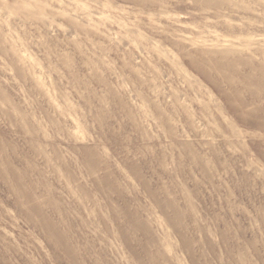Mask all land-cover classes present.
Instances as JSON below:
<instances>
[{"label": "rangeland", "instance_id": "rangeland-1", "mask_svg": "<svg viewBox=\"0 0 264 264\" xmlns=\"http://www.w3.org/2000/svg\"><path fill=\"white\" fill-rule=\"evenodd\" d=\"M208 2L0 0V264H264V0Z\"/></svg>", "mask_w": 264, "mask_h": 264}, {"label": "bare ground", "instance_id": "bare-ground-1", "mask_svg": "<svg viewBox=\"0 0 264 264\" xmlns=\"http://www.w3.org/2000/svg\"><path fill=\"white\" fill-rule=\"evenodd\" d=\"M205 1V0H204ZM207 1V0H206ZM210 3H212L213 4V2H214V0H208ZM200 2V1H199ZM209 2L207 3L208 5H209ZM216 2V1H215ZM221 2V1H220ZM217 3V2H216ZM219 3V2H218ZM212 4H210V5H212ZM222 4V3H221ZM204 5H205V3H204ZM219 5V4H218ZM230 61H232L233 62V60H230ZM231 62V63H232ZM234 62H235V60H234ZM230 63V62H229ZM227 65H228V62H227ZM232 65H233V63H232ZM231 65V66H232ZM234 66V65H233ZM233 68V67H232ZM17 72V71H16ZM248 77V76H247ZM227 78H228V76H227ZM231 79V78H230ZM247 79V78H246ZM245 79V80H246ZM252 79V78H251ZM250 79V80H251ZM227 80V79H226ZM247 80H249V79H247ZM254 80V79H253ZM229 81V80H228ZM258 83V82H257ZM231 86V85H230ZM0 92H2V89H1V87H0ZM235 92V91H234ZM4 94V93H3ZM230 94V93H229ZM0 96H1V98H0V102H1V104H5V105H7V107H9L10 106V108H13V110H15L16 112H17V115H20V116H24V114L20 111V109H19V107L20 106H18V104H15V103H12L11 104V102H10V100L7 98V96L4 94L3 96L0 94ZM257 101V100H256ZM0 104V105H1ZM239 107H240V105H239ZM256 107V106H255ZM257 108V107H256ZM259 108V107H258ZM240 109V108H239ZM252 109H255V108H251V110H242V108H241V111L240 110H238L237 108H236V110H238V111H240V113H242L243 115L244 114H246V115H248V114H252L253 113V116L254 115H256L257 116V114L259 113V115H264V108L262 107V108H259V109H255L256 111H253ZM234 111H235V109H234ZM231 112V111H230ZM233 112V111H232ZM3 113L5 114V116H7L8 115V113L6 112V111H3ZM235 113V112H234ZM233 113V114H234ZM239 113V112H238ZM258 115V116H259ZM9 116V115H8ZM257 116V117H258ZM261 117V116H260ZM258 119V118H257ZM255 121H257V120H255ZM259 121V120H258ZM262 121V120H261ZM260 122V121H259ZM261 123V122H260ZM264 124V123H263ZM263 124H262V126H263ZM22 126V125H21ZM22 128V127H21ZM83 148V147H82ZM83 151V150H82ZM83 153V152H82ZM80 156H81V154H80ZM84 159V158H83ZM86 159V158H85ZM91 159V158H90ZM89 162V161H88ZM11 171V170H10ZM16 172V171H15ZM14 171H12L10 174H11V178L13 177V178H15V176L16 177H20V176H17L16 175V173H18V172H16L15 173ZM0 173H2V172H0ZM10 178V177H9ZM21 178V177H20ZM19 178V179H20ZM22 179V178H21ZM108 181V180H107ZM19 182V181H18ZM23 184V183H22ZM13 185V184H12ZM20 185L21 184H17V183H14V187L16 188V189H18L19 188V190H21L22 192L21 193H23L22 194V196H24V197H28L27 199L30 201V208H31V210L32 211H34L35 212V214H42L41 213V206L43 205H41L40 206V204L39 203H37L36 201H35V198H34V191H32V192H29V191H26L25 190V188L24 189H22V187H20ZM12 186V187H13ZM77 187V186H76ZM75 187V188H76ZM33 188H34V186H33ZM29 189H31V188H29ZM33 190V189H32ZM73 190V189H72ZM47 191V190H46ZM19 196V195H18ZM36 197V196H35ZM25 198V199H26ZM54 199V198H53ZM51 200H52V198H51ZM28 201V202H29ZM48 201V200H47ZM36 202V203H35ZM46 203H48V202H46ZM56 203V202H55ZM55 203H53V204H55ZM51 204V203H50ZM52 204V205H53ZM47 205H49V204H47ZM51 205V206H52ZM44 206H46V205H44ZM43 206V207H44ZM53 207V206H52ZM52 207H50V208H52ZM48 208V207H47ZM58 207L56 206L55 207V209H57ZM65 208V207H64ZM44 209V208H43ZM54 209V210H55ZM59 209V208H58ZM57 209V210H58ZM51 210H53V209H51ZM57 210H56V212H57ZM44 211V210H43ZM60 211H62V210H60ZM66 211V210H65ZM53 212V211H52ZM55 212V213H56ZM67 212H68V210H67ZM28 213V212H27ZM58 213V215H59V213H61V212H57ZM29 214V213H28ZM64 214V213H63ZM45 215H46V213H45ZM127 215V214H126ZM30 218H31V216L30 215H28ZM63 215H61L60 217H62ZM65 216V215H64ZM134 216V215H133ZM29 217H27V218H29ZM36 217H37V215H36ZM46 217V216H45ZM63 218V217H62ZM40 219V223H38V224H40L42 227H44L45 228V230L47 231V232H50V234L55 238V240H54V238H52L54 241H56V243L57 244H59L60 246L61 245H63V246H65V248H66V252H67V255L70 257L71 256V258H73L74 259V257H73V255H72V253L73 252H71L70 250H72L71 249V245L69 244V243H67V240H68V236L65 234V233H63V232H61V231H58V229H57V226L55 225V224H53V222H52V219L50 220V219H48L47 217L44 219V217L42 218V217H40L39 218ZM31 220H32V218H31ZM137 220H138V218H137ZM140 220V219H139ZM30 221V220H29ZM180 221V220H179ZM37 224V225H38ZM144 224V223H143ZM141 222H139L138 224H136V226L137 227H144L145 225H143ZM39 225V226H40ZM134 225V224H133ZM144 229V228H143ZM145 229H146V227H145ZM127 234V233H126ZM128 235V234H127ZM50 238H51V236H50ZM124 238V237H123ZM125 238H126V236H125ZM181 238V237H180ZM184 241H185V236H184ZM190 242V241H189ZM128 243V242H127ZM187 245V244H186ZM129 249H130V246L128 247ZM63 249V248H62ZM126 249H127V247H126ZM76 251V250H75ZM65 252V253H66ZM130 252V251H129ZM142 253V252H141ZM132 254V257L135 259V261H136V263L137 264H144L145 262H143V260H144V258H146V257H144L143 259H141V257L140 256H136L133 252L131 253ZM144 254H146V253H144ZM142 255V254H141ZM146 256V255H145ZM150 259V258H149ZM145 261V260H144ZM164 261V260H163ZM79 262V261H78ZM149 262V261H148ZM152 264V262H149V264ZM76 264V263H75ZM146 264H147V262H146ZM153 264H155V263H153Z\"/></svg>", "mask_w": 264, "mask_h": 264}]
</instances>
